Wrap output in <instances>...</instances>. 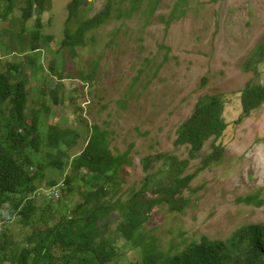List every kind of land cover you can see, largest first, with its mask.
Here are the masks:
<instances>
[{
    "label": "rangeland",
    "instance_id": "1",
    "mask_svg": "<svg viewBox=\"0 0 264 264\" xmlns=\"http://www.w3.org/2000/svg\"><path fill=\"white\" fill-rule=\"evenodd\" d=\"M71 1L49 0L43 12L27 22L22 20L24 0L14 1L6 19L0 3V69L13 74L20 70L29 94L27 121L40 118L42 138L49 125L75 130L81 138L73 152L84 148L90 126L106 130L113 154L128 153L131 159L122 184L111 189L122 201L150 173L161 175L164 169L159 184L168 185L165 174L170 164L179 166L167 165V157L186 162L181 177L192 176L185 191L187 206L178 212L160 205L144 228L162 251L172 247L171 254L176 255L201 237L225 242L243 227L263 224L264 206L242 200L264 197V104L237 121L242 112L240 92L248 83H264V59L259 58L264 46V0H139L131 15L127 10L132 0H114L109 19L88 32L83 46L74 52L62 45L66 29L75 33L84 21L102 17L109 0H85L77 17L68 22ZM37 19L40 28L35 26ZM34 32L39 49L31 51ZM212 96L225 106L222 117L228 127L215 142L224 152L200 170L201 161L212 152L213 139L193 159L189 146L177 144L176 139L198 102ZM50 152L54 153L42 147L35 155L45 158L47 165L44 175H37V190L29 196L36 216L44 218L47 210H56L48 222L53 225L70 217L82 197L73 183L58 200L46 203L43 197L51 189L47 184H57L69 174V167H51L55 159ZM146 158L152 161L147 173L142 167ZM57 160L64 166L68 161L61 156ZM117 214L113 211L103 220L111 221ZM18 221L6 225L12 242L24 246L32 232ZM43 225L39 220L37 226ZM3 229L0 226V234ZM142 230L136 231L131 243L120 239L117 264L141 261L136 243Z\"/></svg>",
    "mask_w": 264,
    "mask_h": 264
},
{
    "label": "trees",
    "instance_id": "2",
    "mask_svg": "<svg viewBox=\"0 0 264 264\" xmlns=\"http://www.w3.org/2000/svg\"><path fill=\"white\" fill-rule=\"evenodd\" d=\"M14 1L0 0L5 7L2 18L6 19L11 14ZM132 1L127 10L128 15L138 9L135 4L139 0ZM47 2L49 0H24L22 20L27 22L36 13L41 14ZM84 2L72 0L68 4V22L77 17L79 7ZM113 5L114 0H109L102 17L84 21L75 33L67 28L62 45L72 52L77 46H83L85 35L109 19ZM152 9L150 5L149 11ZM35 26L41 27L39 19ZM37 36V32L31 36V51L39 49V45L34 43ZM259 58L264 59V46ZM240 93L242 112L237 122L249 117L252 111L264 104V83H248ZM28 95L20 70L13 74L11 70L0 69V221L8 219L1 221L6 225L16 218L18 224L29 227L32 232L27 243L21 246L18 242H11V237L4 230L0 235L2 264H117L120 239H125L127 243L133 242L136 231L141 227L143 235L136 243L141 248V261L130 264H264V223L243 227L225 242L201 237L176 255L171 254L172 247L162 251L156 239L144 228L160 205L168 204L170 210L178 212L187 206L185 191L192 176L181 177L186 162L167 157V165L174 162L179 166L175 168L176 165L170 164L171 168L165 174V178L170 181L168 185L162 187L159 184L164 169L160 173L162 176L150 173L144 178L142 186L132 190L129 198L122 201L111 189L123 182L122 175H125L124 171L131 162L128 153L115 156L108 147L109 134L96 124L90 126L89 135L82 146L84 148L75 152L73 147L81 138L75 130L49 125L42 138L43 123L40 118L35 116L28 122L25 115ZM224 107L219 97L202 98L191 118L179 129L176 143L189 146L192 159L209 139H213L212 152L201 161L200 170L217 162L218 156L224 152L222 145L215 143L228 127L222 117ZM61 145L67 148L64 150L60 148ZM42 147L51 148L56 153L50 152V156L55 159L49 163L51 167H69L66 186L74 183L82 197L70 217L56 218L58 220L53 225L48 222L55 218L56 210H47L44 218L36 216V207L29 196L37 189V175H44L42 170L47 165L44 164L45 158H35ZM59 156L68 159L65 166L57 160ZM34 166L37 167L36 173L30 175ZM142 167L144 172H151L152 161L144 159ZM52 184L54 182L47 185ZM242 202L262 207L264 197L247 196ZM113 211L118 212L115 219H120L114 227L111 224L115 219L103 220ZM39 220L43 222V227L37 226ZM44 248H47L48 253Z\"/></svg>",
    "mask_w": 264,
    "mask_h": 264
},
{
    "label": "clouds",
    "instance_id": "3",
    "mask_svg": "<svg viewBox=\"0 0 264 264\" xmlns=\"http://www.w3.org/2000/svg\"><path fill=\"white\" fill-rule=\"evenodd\" d=\"M50 187H51V189H50V191L48 192V193H46L45 195H44V200L46 201V203H52V202H55L56 200H58L59 199V197H60V193L62 192V191H66V179H63V180H61L59 183H57V184H52V185H49ZM37 190V189H36ZM35 190V191H36ZM34 191V192H35ZM8 219H4V220H1L2 222H5V221H7ZM1 221H0V226H3L4 227V229H3V232H4V230L6 231V233H7V235L10 237V235H9V233H8V227H9V225H5V224H3V223H1ZM2 232V233H3ZM1 233V234H2ZM0 234V235H1ZM11 242H12V238H11ZM15 242V241H14Z\"/></svg>",
    "mask_w": 264,
    "mask_h": 264
},
{
    "label": "bare ground",
    "instance_id": "4",
    "mask_svg": "<svg viewBox=\"0 0 264 264\" xmlns=\"http://www.w3.org/2000/svg\"><path fill=\"white\" fill-rule=\"evenodd\" d=\"M29 169H32V167H30ZM32 170H33V169H32ZM59 182H60V181H59ZM45 191H49V189H46ZM35 195H37V196H41V193H36ZM44 222H45V221H44ZM38 231H39V230H38ZM21 232H22V231H21ZM38 233H39V232H38ZM44 233H45V232H44ZM42 234H43V233H42ZM39 237H40V236H39ZM16 239H17V238H16ZM32 240H33V239H32ZM32 240H31V242H33ZM16 241H17V240H16ZM10 244H12V243L10 242ZM10 244H9V245H10ZM16 244H17V243H16ZM48 245H49V244H47V246H48ZM14 246H15V245H14ZM18 247H19V246H18ZM16 248H17V247H16ZM19 248H20V247H19ZM19 248H18V249H19ZM56 248H57V247H56ZM34 249L36 250L37 248H34ZM44 249L46 250L47 248H44ZM16 250H17V249H16ZM20 250H21V249H19V250H17V251L20 252ZM37 250H38V249H37ZM37 250H36V251H37ZM51 250H52V249H51ZM39 251H40V250H39ZM41 251H42V250H41ZM10 252H11V248H10ZM15 252H16V251H15ZM45 252L48 253V250H46ZM61 252H62V251H61ZM37 253H38V252H37ZM40 253H41V252H40ZM47 253H46V254H47ZM49 254H50V252H49ZM27 255H28V254H27ZM53 256H54V255H53ZM17 257H18V256H17ZM17 257H16V258H17ZM33 257H34V256H33ZM14 258H15V257H14ZM19 259H20V258H19ZM26 260H27V259H26ZM10 261H11V260H10ZM13 261H16V259H15V260L13 259ZM20 261H21V260H20ZM17 262H18V261H17ZM11 263H12V261H11ZM0 264H1V262H0Z\"/></svg>",
    "mask_w": 264,
    "mask_h": 264
}]
</instances>
